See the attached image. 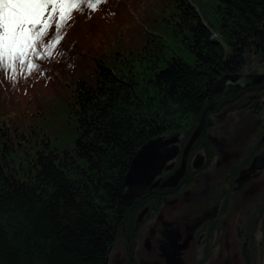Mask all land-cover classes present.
Returning <instances> with one entry per match:
<instances>
[{"label": "trees", "instance_id": "obj_1", "mask_svg": "<svg viewBox=\"0 0 264 264\" xmlns=\"http://www.w3.org/2000/svg\"><path fill=\"white\" fill-rule=\"evenodd\" d=\"M141 6L145 0L72 6L61 27L69 6L48 5L40 26L52 27L36 48L43 58L29 51L23 64L0 70L2 107L13 98L28 104L35 79L55 72L77 68L87 78L69 91L70 150L34 148L26 129L0 126V264H105L129 216L125 179L135 155L162 135L189 136L205 122L218 80L250 59L264 62V0H174L153 38L131 45L120 30L118 48L106 51L110 65L98 48L82 50ZM54 36L62 39L44 48ZM263 247L262 237L246 263L261 264Z\"/></svg>", "mask_w": 264, "mask_h": 264}, {"label": "flooded vegetation", "instance_id": "obj_2", "mask_svg": "<svg viewBox=\"0 0 264 264\" xmlns=\"http://www.w3.org/2000/svg\"><path fill=\"white\" fill-rule=\"evenodd\" d=\"M245 71L248 67L222 78L223 86L211 97L205 122L189 136L154 139L149 148L152 156L145 164V189L129 205L126 202L129 216L121 234L124 255L110 260L111 248L105 264H206L223 247L229 263L239 255L241 263L248 264L245 254L261 252L264 83L256 84L252 73ZM239 78L251 83L240 87ZM224 117L244 121L239 137L213 134ZM240 195L247 196L245 203L239 201ZM234 204L240 209L234 216L231 240L225 225ZM142 235L145 259L136 250L141 248Z\"/></svg>", "mask_w": 264, "mask_h": 264}, {"label": "rangeland", "instance_id": "obj_3", "mask_svg": "<svg viewBox=\"0 0 264 264\" xmlns=\"http://www.w3.org/2000/svg\"><path fill=\"white\" fill-rule=\"evenodd\" d=\"M173 3L174 0H145V6H141L137 11H130L129 13L133 15L129 16L127 14V16L119 20L121 25L115 20L112 22V25L117 26V28L112 35H109L108 38H101L103 43L99 42V45H84L82 50L84 52H90L93 49L98 48L100 52L102 51V54H100L101 57L98 59L104 62L105 65H110L111 60L108 56H106V51H113L118 48V42L121 38L120 35L122 34L120 30H123V37H126L128 43L131 45H137L140 43L139 37L144 34L145 41L146 39L153 38L154 34H158L162 30V24L164 21L169 20ZM125 31H128L127 36ZM256 60L257 59H250L249 62L251 63L252 61H255V63L252 64L253 70L249 71L251 68V66H249L248 71H245V74L248 75V72L252 73L250 78L255 79V81H257L255 82L256 84H261L264 83V62L258 63ZM78 78L87 79L85 72L76 68V71L73 73L67 72L65 75H62L55 72L50 78L35 79V85L31 90V96L27 102L28 104H23V100H20L19 98H13V102H11L9 106H0V126L2 128L6 127L9 133L12 132L14 127H17L22 131L26 129V137L30 140V144L34 148L38 147L46 149L47 146H49L50 149L58 152L70 150L75 136V130L70 119L68 96L70 89L75 85L74 81ZM12 95H16L14 90L12 91ZM21 111H24L27 114H22ZM239 121L240 120L233 121L224 117V119L218 124V127L213 134L219 136V138H221L222 135L237 138L244 130V121ZM248 127H251V125ZM45 135L47 140L43 137ZM171 136H174V134L167 135V137ZM250 137L251 139L254 138L253 135ZM246 140H249L248 136L244 142ZM43 143H46V147ZM221 168L223 167H220V169ZM239 201H244L245 203L247 201V196L240 195ZM239 209V206H236L235 204L233 205L232 209H230V211H232V217L225 225V227H228L225 234H229L231 240H233L231 232L233 231L235 223L234 216H237ZM144 240L145 235H142L141 248L139 246L136 249L140 251L138 254L140 259H145V250L143 247ZM225 242L226 238L224 239L222 237V245H224ZM123 247L126 246L123 245V240L120 236L115 245L112 247L109 259L111 260L113 256H116L117 258V256L120 257L124 255ZM219 251L220 253L213 254L206 264H224V262H227V264H242L239 255L233 260H230L231 263H229V255L224 251V247ZM156 252L158 251H155V253ZM230 256L235 255L230 254Z\"/></svg>", "mask_w": 264, "mask_h": 264}, {"label": "snow or ice", "instance_id": "obj_4", "mask_svg": "<svg viewBox=\"0 0 264 264\" xmlns=\"http://www.w3.org/2000/svg\"><path fill=\"white\" fill-rule=\"evenodd\" d=\"M106 2L107 0H0V70L11 69L16 62L23 64L29 51L34 52L38 58H43L36 52V48L47 34L46 27H52L40 26L48 5L69 6V10L60 17L63 27L72 6H87L94 11L96 5ZM48 18L51 19V16ZM61 39L54 36L42 46L55 47ZM45 54L51 55L50 52ZM30 68L35 69L37 65L32 64Z\"/></svg>", "mask_w": 264, "mask_h": 264}, {"label": "water", "instance_id": "obj_5", "mask_svg": "<svg viewBox=\"0 0 264 264\" xmlns=\"http://www.w3.org/2000/svg\"><path fill=\"white\" fill-rule=\"evenodd\" d=\"M237 81L238 82L236 83L240 87H243L245 84L251 83V79H245V78H239ZM222 86H223V80L222 79L218 80L214 84V89H213L214 92L219 91L220 87ZM154 142L155 140H153V142H150L141 148V150L133 158L129 170L127 171L126 179H125L126 190L124 194V199L127 202V205H129L131 200H133L136 197H139L145 189V175H144L145 164L147 160L150 159L152 156L149 148L150 146L153 145ZM261 264H264V249L262 252Z\"/></svg>", "mask_w": 264, "mask_h": 264}]
</instances>
